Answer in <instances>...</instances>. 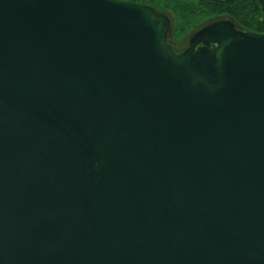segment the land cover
Here are the masks:
<instances>
[{"label":"water","instance_id":"95a60500","mask_svg":"<svg viewBox=\"0 0 264 264\" xmlns=\"http://www.w3.org/2000/svg\"><path fill=\"white\" fill-rule=\"evenodd\" d=\"M171 27L0 0V264H264V32Z\"/></svg>","mask_w":264,"mask_h":264},{"label":"rangeland","instance_id":"374dc122","mask_svg":"<svg viewBox=\"0 0 264 264\" xmlns=\"http://www.w3.org/2000/svg\"><path fill=\"white\" fill-rule=\"evenodd\" d=\"M157 10L167 13L172 20L169 41L177 52L184 51L189 46V39L203 25L222 18H230L242 29L254 32H264L258 25L264 21L260 12H247L246 16L252 24L236 18L227 12L212 11L205 8L202 0H143Z\"/></svg>","mask_w":264,"mask_h":264},{"label":"trees","instance_id":"16d2710c","mask_svg":"<svg viewBox=\"0 0 264 264\" xmlns=\"http://www.w3.org/2000/svg\"><path fill=\"white\" fill-rule=\"evenodd\" d=\"M144 2L143 0H134ZM204 2L205 8L212 11L227 12L231 15L236 16V18L244 21V23L252 24V20L248 19L246 16V11L255 10L260 12L264 16V0H202ZM146 3V2H145ZM247 20V21H246ZM258 27L264 30V21Z\"/></svg>","mask_w":264,"mask_h":264}]
</instances>
